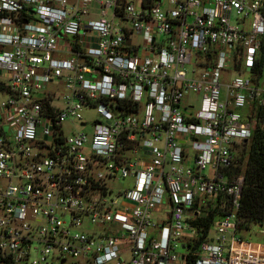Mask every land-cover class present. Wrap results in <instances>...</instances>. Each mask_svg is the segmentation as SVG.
<instances>
[{
	"label": "built area",
	"instance_id": "2783aa9c",
	"mask_svg": "<svg viewBox=\"0 0 264 264\" xmlns=\"http://www.w3.org/2000/svg\"><path fill=\"white\" fill-rule=\"evenodd\" d=\"M261 113L264 0H0V264H264Z\"/></svg>",
	"mask_w": 264,
	"mask_h": 264
},
{
	"label": "trees",
	"instance_id": "16d2710c",
	"mask_svg": "<svg viewBox=\"0 0 264 264\" xmlns=\"http://www.w3.org/2000/svg\"><path fill=\"white\" fill-rule=\"evenodd\" d=\"M240 166L237 169L243 173L244 183L241 191L240 204L237 210L241 218V226L248 227L251 223L264 222V113L254 129L251 137L241 143ZM223 199L204 200V214L192 223L197 232L192 242H186L191 252L197 249L199 242L206 237L214 218L221 215L228 207L221 204ZM193 255L189 253L186 264H193Z\"/></svg>",
	"mask_w": 264,
	"mask_h": 264
},
{
	"label": "rangeland",
	"instance_id": "374dc122",
	"mask_svg": "<svg viewBox=\"0 0 264 264\" xmlns=\"http://www.w3.org/2000/svg\"><path fill=\"white\" fill-rule=\"evenodd\" d=\"M191 97L194 99L195 106H198L199 97L194 96V95H191ZM82 115H83V118L91 119V118L95 117L96 113L93 110V108H89V109L83 110ZM205 172H207V171H205ZM122 185H123V182L121 180H116L113 183V187H120ZM212 233H213V230L210 231V234H212ZM253 240H260V239H253ZM177 248H178V251L183 252V249L181 247H177Z\"/></svg>",
	"mask_w": 264,
	"mask_h": 264
}]
</instances>
